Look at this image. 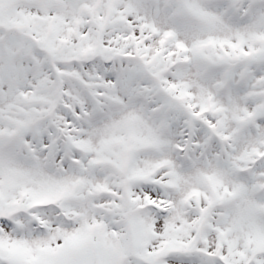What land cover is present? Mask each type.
<instances>
[{"label": "snow or ice", "instance_id": "obj_1", "mask_svg": "<svg viewBox=\"0 0 264 264\" xmlns=\"http://www.w3.org/2000/svg\"><path fill=\"white\" fill-rule=\"evenodd\" d=\"M0 264H264V0H0Z\"/></svg>", "mask_w": 264, "mask_h": 264}]
</instances>
